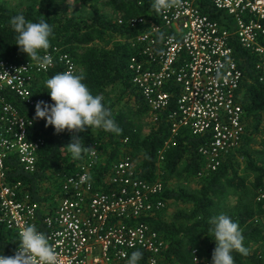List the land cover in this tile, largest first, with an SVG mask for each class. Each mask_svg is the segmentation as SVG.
I'll use <instances>...</instances> for the list:
<instances>
[{"label": "built area", "instance_id": "1", "mask_svg": "<svg viewBox=\"0 0 264 264\" xmlns=\"http://www.w3.org/2000/svg\"><path fill=\"white\" fill-rule=\"evenodd\" d=\"M211 2L231 17L230 26L205 13L196 0H184L180 9L154 10L151 17L126 21L135 31L131 42L137 49L126 71L144 99L149 127L164 112L170 120L172 136L159 150L158 164L176 145L175 137L183 129L209 137L199 147L207 172L216 170L240 146L245 125L238 90L245 71L235 54L234 40L257 57L255 68L264 89V0ZM117 20L125 23L123 17ZM48 54L53 63L44 66L30 60L18 63L0 55V222L18 236L25 226H35L55 246L60 264H126L135 251L143 254L139 264H170L165 257L168 241L146 220L166 208L165 182L158 171L154 180L140 177L130 155L114 162L103 183L97 185L93 171L100 154L96 144L90 143L95 154H86L76 169L64 176L57 203L43 214L42 205L21 182L8 180L5 158L14 154L26 171H36L48 134L36 133L35 118L21 112L6 92L16 93L35 114L37 102L42 101L34 94L37 78L59 64L64 72L77 74L79 70L74 57L61 46L52 45ZM171 81L180 86L173 109L172 93L166 89ZM42 121L46 125V119ZM47 127L50 133L61 135L54 127ZM85 175L92 177L91 187L81 182ZM192 264L211 262L194 249Z\"/></svg>", "mask_w": 264, "mask_h": 264}, {"label": "trees", "instance_id": "2", "mask_svg": "<svg viewBox=\"0 0 264 264\" xmlns=\"http://www.w3.org/2000/svg\"><path fill=\"white\" fill-rule=\"evenodd\" d=\"M55 0H36L24 8L13 9L0 2V55L4 58L22 63L30 60L26 53L16 45V33L10 20L17 15H24L27 21L45 20L53 28L54 37H50L52 45H59L75 59L79 70L86 79L83 81L93 95H102L103 103L112 112V118L123 130L120 135L106 132L103 129H87L79 133L85 147L95 143L102 163L93 171V179L97 185L103 183V177L110 171L114 162L125 155H130L135 163L139 176L154 180L159 168L158 153L164 143L172 136L170 120L164 112L158 122L144 134L145 125L141 116L147 111L144 99L132 83L126 71L129 58L137 53L132 46L131 38L135 31L130 29L126 21L137 16L151 17L154 9L152 0H104L118 14L111 18L96 9L101 0H80L91 7L86 17H76L66 12L53 9ZM202 10L222 24L230 26L231 17L218 10L211 0H196ZM38 4L44 12L38 11ZM123 17L125 23L120 24L118 18ZM235 54L240 66L245 71V78L238 90V100L244 109L243 122L245 133L240 146L231 151L214 171L204 173L205 158L199 147L208 141V136H195L190 130L183 129L181 135L175 137L176 145L171 146L162 161L167 177L179 172L200 177V186L193 190L168 187L163 193L167 204L170 200L183 201L189 209H180L170 221L165 220L157 212L146 220L157 229L168 241L165 253L170 264H192L193 250L208 259L212 264V254L216 242L210 228L209 220L219 214L229 216L238 223L244 235V245L250 255L243 256L233 252L235 264H264V160H257L256 155H264V89L258 79L255 68L257 57L240 46L234 40ZM43 53H41L42 55ZM64 72L59 64L55 69L40 75L34 85V94L42 101L53 104L50 93L45 86L46 79ZM119 87L122 96L134 102V108L124 110L117 107L114 93ZM166 89L172 93L170 107H176L180 95V86L169 82ZM8 100L16 104L21 112L31 115L36 120L35 132L48 134L46 144L39 151L37 169L28 172L20 164L14 154L5 158L7 178L10 182H21L42 205L40 214L51 209L57 203L62 179L70 175L76 165L83 159L73 160L66 147L72 140V134L65 131L60 136L50 133L42 119H37L34 110L14 92H6ZM263 133L261 149L252 147L256 133ZM243 157L246 167L240 173L239 158ZM202 172V174H200ZM232 193L236 200L232 206H222L223 199ZM18 234L0 222V255H14L20 244Z\"/></svg>", "mask_w": 264, "mask_h": 264}, {"label": "clouds", "instance_id": "3", "mask_svg": "<svg viewBox=\"0 0 264 264\" xmlns=\"http://www.w3.org/2000/svg\"><path fill=\"white\" fill-rule=\"evenodd\" d=\"M183 6L184 0H152L151 3L152 9L157 13L180 9ZM10 24L17 34L15 44L21 52L28 55L31 62L40 66L53 63L48 54L51 47L50 37H54L53 28L49 23L45 20L30 22L21 14L12 17ZM159 38L164 40L162 33ZM85 79L83 72L76 74L72 70L46 79L45 86L54 103L38 101L35 106L36 118L46 119V126L54 127L56 134L65 131L72 134V140L66 147L73 160L83 159L86 154H95L94 148L84 146L79 133L89 128L103 129L116 135L123 131L112 118L110 108L104 105V97L93 95L83 82ZM91 180L90 175L81 178V182H87L89 187ZM209 223L212 226L210 232L216 242L212 264H235L233 252L243 256L250 255V250L244 245L245 238L238 223L225 214L212 217ZM19 236L20 247L16 253L13 256L0 255V264H60L55 246L35 226H25ZM142 258V252L135 251L127 258L126 264H139Z\"/></svg>", "mask_w": 264, "mask_h": 264}, {"label": "rangeland", "instance_id": "4", "mask_svg": "<svg viewBox=\"0 0 264 264\" xmlns=\"http://www.w3.org/2000/svg\"><path fill=\"white\" fill-rule=\"evenodd\" d=\"M0 2H2L6 6L13 8V9H21V8H24L29 3H33V2L36 3V0H0ZM53 9H55L59 13L66 12L69 15H74L76 17H86L89 15L91 11V7L88 4L81 2L80 0H55L53 4ZM96 9H98L100 12L108 15L111 18L116 17L118 14L115 10L112 9V7L108 6L104 2V0H101L97 4ZM38 11L43 13L44 7L38 4ZM113 90H115L116 92L114 93L115 96L119 97L117 99V102H118L117 107L122 106L124 110H129V109L134 108L132 104L134 102L128 97V95L123 97L122 96L123 94L120 93L121 91L119 87H117L116 89L114 88ZM141 120L143 124L145 125L144 134H147L151 129L149 127L151 125L149 115L148 114L146 115V112H145L141 116ZM260 128L264 130V120ZM262 138H263V133L261 132L256 133L254 135V140L252 141V144H251L252 147L255 149H261L262 145L260 144V142ZM256 157L258 161L261 159L264 160V155L262 154L256 155ZM239 163H240L239 171L240 173H243L246 167V162L243 157L239 158ZM157 171L162 175L163 180H166L168 187L172 189L185 188L187 190H193L200 186L199 184L201 181L200 177L190 176V175L185 174V172H179V173H176V174H173L167 177V174L164 173L163 163H159V168ZM203 172L206 173L207 171L203 170ZM235 200H236V197L232 193H229L223 199L221 204L225 209L226 207L232 206ZM183 208L189 209V205L184 203L183 201L170 200L164 212L161 214V216L165 220L170 221L173 219V215L178 210L183 209Z\"/></svg>", "mask_w": 264, "mask_h": 264}, {"label": "crops", "instance_id": "5", "mask_svg": "<svg viewBox=\"0 0 264 264\" xmlns=\"http://www.w3.org/2000/svg\"><path fill=\"white\" fill-rule=\"evenodd\" d=\"M102 163V158L100 156V161H99V164L97 166H99L100 164ZM97 168V167H96Z\"/></svg>", "mask_w": 264, "mask_h": 264}]
</instances>
